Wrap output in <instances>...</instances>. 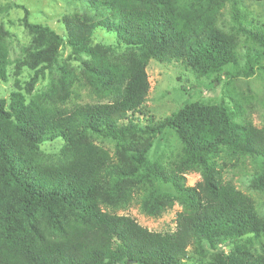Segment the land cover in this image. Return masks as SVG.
Wrapping results in <instances>:
<instances>
[{"label": "trees", "instance_id": "obj_1", "mask_svg": "<svg viewBox=\"0 0 264 264\" xmlns=\"http://www.w3.org/2000/svg\"><path fill=\"white\" fill-rule=\"evenodd\" d=\"M88 1L93 14L64 17L61 34L31 23L25 6L0 7V17L23 10L32 42L16 66L33 73L25 90L0 99V264H192L195 256L197 264H264L263 247L220 252L263 237L264 215L219 163L252 162L251 186L264 194V127L223 95L143 127L135 117L148 99L151 61L214 77L211 87L249 78L264 71V27L242 10L245 0ZM9 67L1 41L4 81ZM47 71L57 78L33 94ZM166 131L182 146L170 167L147 159ZM55 142L59 152L43 150ZM188 172L201 181L187 186ZM134 201L152 218L181 206L175 230L152 232L121 215Z\"/></svg>", "mask_w": 264, "mask_h": 264}, {"label": "rangeland", "instance_id": "obj_2", "mask_svg": "<svg viewBox=\"0 0 264 264\" xmlns=\"http://www.w3.org/2000/svg\"><path fill=\"white\" fill-rule=\"evenodd\" d=\"M13 3L25 6L29 10L31 23L46 25L58 34H61L64 28L62 24L64 17L82 13H87L90 16L93 14L89 9L88 0H0V7H6ZM242 10L249 15V19H254L253 25L264 27V0H245L242 3ZM229 11V9L225 10L226 21L230 20ZM23 16V10L14 9L7 15L0 17V42L3 41L7 48L10 63L6 81L0 78V99L8 98L11 92L18 89L17 87L25 90L27 83L33 76V73L24 69L18 70L16 66V62L24 58V50L32 42V36L21 22ZM97 35L100 39L105 36L101 32ZM70 53L69 47L61 49L59 62L63 64V62L68 61ZM241 54H244V50ZM73 65L77 66L76 63ZM240 65L242 67L243 62ZM147 72L150 92L144 105L143 114L135 116L136 122L142 127L149 124L151 116L156 121H161L186 104L194 102L217 103L223 96L231 105H240L258 128L264 127V71H256L249 78L229 79L222 77L221 83L212 87L210 84L214 77L199 80L193 72L184 68L180 63L165 65L153 60L150 62ZM230 72L234 74L236 71L230 69ZM56 78L57 73L55 71H47L45 79L42 77L38 79L33 94L46 93L50 82ZM93 140L97 145L114 150V143L111 141L97 137H93ZM55 143L44 144L43 150L48 153L59 152L62 144ZM181 148L176 135L171 131H166L156 140L153 149L147 155V159L152 162L159 161L163 165L168 164L170 167L173 162L178 160ZM219 163L224 169L225 179L227 181L232 180L239 190L251 196L255 200L261 215H264V194L255 191L251 186V179L255 170L253 163L249 161L241 167L228 159H220ZM185 177L187 186H195L201 181V174L198 172H188ZM164 190L172 192L167 187H164ZM181 211V206L175 204L173 209L166 211L157 218H152L144 214L139 204L134 201L126 210L120 211V214L132 217L139 225L149 231L169 232L175 230L177 215ZM245 244L253 245L248 247L252 250L264 248V236L257 240L253 239L251 242L244 239L236 242L233 246L222 245L220 252L230 255L236 246L238 249ZM189 251L193 254V248H190ZM197 262H199V257L195 256L192 264H197Z\"/></svg>", "mask_w": 264, "mask_h": 264}]
</instances>
